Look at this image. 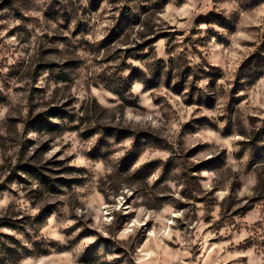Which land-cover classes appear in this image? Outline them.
<instances>
[{
  "label": "rangeland",
  "instance_id": "rangeland-1",
  "mask_svg": "<svg viewBox=\"0 0 264 264\" xmlns=\"http://www.w3.org/2000/svg\"><path fill=\"white\" fill-rule=\"evenodd\" d=\"M0 264H264V0H0Z\"/></svg>",
  "mask_w": 264,
  "mask_h": 264
}]
</instances>
